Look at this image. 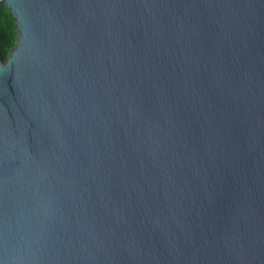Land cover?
I'll return each mask as SVG.
<instances>
[{
  "label": "water",
  "instance_id": "95a60500",
  "mask_svg": "<svg viewBox=\"0 0 264 264\" xmlns=\"http://www.w3.org/2000/svg\"><path fill=\"white\" fill-rule=\"evenodd\" d=\"M0 2V264H264V0Z\"/></svg>",
  "mask_w": 264,
  "mask_h": 264
},
{
  "label": "trees",
  "instance_id": "16d2710c",
  "mask_svg": "<svg viewBox=\"0 0 264 264\" xmlns=\"http://www.w3.org/2000/svg\"><path fill=\"white\" fill-rule=\"evenodd\" d=\"M18 27L9 7L0 2V56L7 60L10 51L16 46Z\"/></svg>",
  "mask_w": 264,
  "mask_h": 264
}]
</instances>
